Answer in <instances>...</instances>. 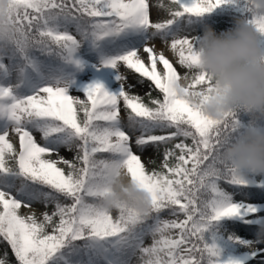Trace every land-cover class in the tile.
Masks as SVG:
<instances>
[{"label": "snow or ice", "instance_id": "obj_1", "mask_svg": "<svg viewBox=\"0 0 264 264\" xmlns=\"http://www.w3.org/2000/svg\"><path fill=\"white\" fill-rule=\"evenodd\" d=\"M222 7L264 32L250 0L0 7V264H264V175L242 176L219 156L243 115L212 120L190 99L212 91L207 74L193 71V38ZM122 66L138 74L127 89ZM145 82L147 101L133 92ZM149 148L163 150L151 171L142 160ZM121 170L148 194L147 210L104 205ZM34 203L54 211L38 217Z\"/></svg>", "mask_w": 264, "mask_h": 264}, {"label": "clouds", "instance_id": "obj_2", "mask_svg": "<svg viewBox=\"0 0 264 264\" xmlns=\"http://www.w3.org/2000/svg\"><path fill=\"white\" fill-rule=\"evenodd\" d=\"M250 3L264 14V0ZM6 5L7 0H0V7ZM193 44L198 56L193 71L207 74L212 91L190 99L212 120L224 121L234 112L247 118L238 134L223 138L220 158L242 176L264 175V32L238 18L232 28L220 32L206 26ZM103 203L110 209L120 203L147 210L149 197L121 170Z\"/></svg>", "mask_w": 264, "mask_h": 264}, {"label": "rangeland", "instance_id": "obj_3", "mask_svg": "<svg viewBox=\"0 0 264 264\" xmlns=\"http://www.w3.org/2000/svg\"><path fill=\"white\" fill-rule=\"evenodd\" d=\"M160 2H161V0H157V6H159ZM162 2L164 4H169L171 2V0H162ZM164 16H166V12L164 10H161L160 16H157L155 14V12H153L151 18L153 20H156V19L163 18ZM235 21H236V17L230 16V15L224 16V17L223 16L222 17L217 16V17H215V22H212V20L209 19L208 22L206 23V26L210 25L213 28H215L217 32H220V31L232 28L235 24ZM202 32H203V30L200 31L201 34H202ZM154 43H155L157 52H159L161 49H163L165 52V55L168 56L170 59H172L174 64H175V57H174V54L170 51V49L163 46L159 41H155ZM140 55L142 56V58L144 60L146 59L145 57L148 58V55L146 53H144L143 51H141ZM158 68L160 70H163L162 65H158ZM120 71H121V73H123L124 75L129 77V80L125 82L126 89L128 87V84L136 83V77L138 74H134L132 72V70H128V69H126V67H123V66L120 68ZM180 71L183 72L184 70L181 68ZM149 88H150V82H145L142 85H137V87L135 89H133V92L136 94H139L142 97H145V96H147L146 93L149 91ZM72 95L79 96L81 99H86V97L83 94L76 92V91H73ZM36 135H37V140L42 142L41 136L38 133ZM11 139L13 140L14 143L17 144V147H18L17 138L15 136H12ZM162 151L163 150L161 149V153L156 154L151 148H149L147 152L143 153L142 160H144L146 167L149 170L155 169L159 166L160 162L163 160ZM59 155L66 157L68 159H72L74 156V152L69 151L65 148H61L59 150ZM149 156L155 157V159L157 161L156 164H152V163L148 162ZM50 158L57 159L58 157L55 154H53ZM59 166L65 167L63 164H60ZM255 202H260V201L257 200ZM52 206L53 205H49L48 207L51 208ZM45 208H46L45 205L42 203H34L32 205V209L36 212L37 216H41V214L44 212ZM21 211L23 213H28L29 210L27 208H22ZM113 216H116V210H113ZM230 228H231V230L237 231V234H239V235H242L245 237H247L249 235V233L246 231V229L242 226L232 225ZM4 250H5V248H4L3 244L0 243V253H2ZM133 264H136V261H134Z\"/></svg>", "mask_w": 264, "mask_h": 264}, {"label": "trees", "instance_id": "obj_4", "mask_svg": "<svg viewBox=\"0 0 264 264\" xmlns=\"http://www.w3.org/2000/svg\"><path fill=\"white\" fill-rule=\"evenodd\" d=\"M228 15H230V16H233V17H236V14L235 13H233V12H231V9H229L228 7H222V8H218V9H216L212 14H210V17H216V16H228ZM152 95L153 96H157V95H159V93H158V90H156V91H153V93H152ZM144 99H145V101H147L148 100V97L147 96H145V97H143ZM242 119L243 120H246L247 118L246 117H244V116H242ZM159 167V166H158ZM157 167V168H158ZM65 168V170L67 171V168H66V166L64 167ZM148 169V168H147ZM149 170V169H148ZM149 171H151V170H149ZM49 206V205H48ZM46 207L45 208V210L44 211H48L49 213H51L52 211H54V205L51 207V208H49V207ZM118 215V211L116 210V216ZM38 217H40V216H38ZM230 223H233L232 221H228V222H225V226H227V224H230ZM232 225H230V227H231ZM49 231H50V229H49ZM2 244V243H1ZM3 246H4V248H6L7 246L5 245V244H3ZM7 251H8V253H9V256L11 257L12 256V253H11V249H10V247L9 248H7Z\"/></svg>", "mask_w": 264, "mask_h": 264}, {"label": "bare ground", "instance_id": "obj_5", "mask_svg": "<svg viewBox=\"0 0 264 264\" xmlns=\"http://www.w3.org/2000/svg\"><path fill=\"white\" fill-rule=\"evenodd\" d=\"M145 58H146L145 61L148 62V58L147 57H145Z\"/></svg>", "mask_w": 264, "mask_h": 264}]
</instances>
